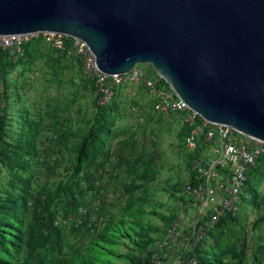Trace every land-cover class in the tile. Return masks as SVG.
I'll list each match as a JSON object with an SVG mask.
<instances>
[{"label":"rangeland","instance_id":"1","mask_svg":"<svg viewBox=\"0 0 264 264\" xmlns=\"http://www.w3.org/2000/svg\"><path fill=\"white\" fill-rule=\"evenodd\" d=\"M38 50L2 81L0 264H151L190 179L186 128L144 94L100 109L76 56ZM249 179L240 211L192 247L199 264H264V164Z\"/></svg>","mask_w":264,"mask_h":264},{"label":"water","instance_id":"2","mask_svg":"<svg viewBox=\"0 0 264 264\" xmlns=\"http://www.w3.org/2000/svg\"><path fill=\"white\" fill-rule=\"evenodd\" d=\"M84 41L101 72L151 65L205 120L264 141V0H0V36Z\"/></svg>","mask_w":264,"mask_h":264},{"label":"built area","instance_id":"3","mask_svg":"<svg viewBox=\"0 0 264 264\" xmlns=\"http://www.w3.org/2000/svg\"><path fill=\"white\" fill-rule=\"evenodd\" d=\"M31 42L76 56L83 76L94 83L99 107L113 104L120 91H127L133 101L144 94L155 115L163 119L177 118L186 128L190 179L177 200L175 223L149 253V259L151 264H164L167 256L176 252L175 264H196L195 257L188 258L192 247L202 244L223 219L240 211L250 173L264 164V141L200 117L151 65L145 69L136 65L125 75L101 72L93 53L81 39L60 33L6 35L0 36V50L16 62ZM3 87L0 70V97ZM141 107L134 103L131 111L139 113ZM185 234L188 237L184 239ZM183 242L186 247L177 252L178 244Z\"/></svg>","mask_w":264,"mask_h":264},{"label":"trees","instance_id":"4","mask_svg":"<svg viewBox=\"0 0 264 264\" xmlns=\"http://www.w3.org/2000/svg\"><path fill=\"white\" fill-rule=\"evenodd\" d=\"M67 45L70 46L69 44H67ZM41 48H42V46L39 44V42H31L30 44H28L26 46L24 56H22L18 61H21L24 57L30 56L31 52H38L39 51L38 49H41ZM18 61L14 62L13 60H10V57H9L8 53L3 52V51L0 50V70H1V75H2V81L5 82V74H6V72L9 71L12 67H14L17 64ZM4 82H3V85H5ZM91 84H92V87H93V89L95 91L94 83L91 82ZM111 105H113V104H111ZM110 106H108V107H110ZM108 107H105V108L99 107V108L102 109V110H105ZM255 170H257V168ZM255 170H253L250 173L249 178L255 172ZM244 197H243V199H244ZM232 216H234V215H229L226 219H223L219 224H221L223 222H226V220L231 218ZM39 239H40L39 240L40 243H44V242H46L48 240V237L42 234L39 237ZM194 257H195V259L197 261L196 264H199V262H200V254H199V252H195V251L194 252H189L188 258H194Z\"/></svg>","mask_w":264,"mask_h":264}]
</instances>
